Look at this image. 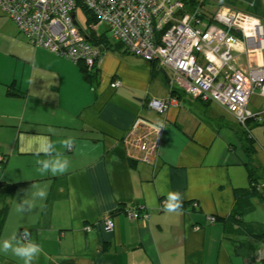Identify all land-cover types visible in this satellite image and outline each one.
<instances>
[{
	"label": "crops",
	"instance_id": "0c3cea01",
	"mask_svg": "<svg viewBox=\"0 0 264 264\" xmlns=\"http://www.w3.org/2000/svg\"><path fill=\"white\" fill-rule=\"evenodd\" d=\"M252 38L251 29L232 46L227 64L213 60L223 72L261 66L264 54ZM157 64L105 53L97 83L89 82L80 65L29 42L0 8V181L20 184L0 243L27 230L44 250L33 264H264V244L235 247L221 221L234 191L247 186L237 121L218 104L187 95ZM113 81L120 85L111 88ZM252 95L264 100L260 90ZM172 99L176 105L167 104ZM153 101L168 107L155 111L147 106ZM248 105L258 112L264 101ZM137 120L147 124L135 128ZM21 135L57 142L68 171L40 175L36 160L46 157L21 151ZM68 138L73 144L65 149L58 142ZM263 146L257 144L261 165ZM41 188L46 198H33ZM171 192L182 197L180 214L165 210ZM23 200L33 206L18 212ZM127 208L147 218L130 220ZM255 213L263 216L264 205L249 214ZM0 264L23 261L0 252Z\"/></svg>",
	"mask_w": 264,
	"mask_h": 264
},
{
	"label": "built area",
	"instance_id": "2783aa9c",
	"mask_svg": "<svg viewBox=\"0 0 264 264\" xmlns=\"http://www.w3.org/2000/svg\"><path fill=\"white\" fill-rule=\"evenodd\" d=\"M79 5L91 9L97 23L106 25L111 39L123 43L134 56L168 68L175 83L190 97L218 104L240 124L260 115L261 111L248 108V102L254 90L264 92V64L246 71L223 72L213 60L230 62L232 46L251 29L253 43L262 52L264 25L260 19L221 7L210 20L200 12H185L182 0H0V8L34 46L91 67L100 59L95 62L97 50L80 29ZM119 85L113 81L110 86L114 89ZM167 104L176 105V100ZM167 104L153 101L149 106L162 112ZM139 124L147 123L137 120L134 127ZM141 150H146L145 144ZM125 214L130 220L140 217L133 208H127ZM104 228L110 231L111 223L106 221Z\"/></svg>",
	"mask_w": 264,
	"mask_h": 264
},
{
	"label": "trees",
	"instance_id": "16d2710c",
	"mask_svg": "<svg viewBox=\"0 0 264 264\" xmlns=\"http://www.w3.org/2000/svg\"><path fill=\"white\" fill-rule=\"evenodd\" d=\"M182 2L185 6L184 11L187 13H204L206 10L209 11L210 15L207 17L210 20H212V14L221 7H228L234 10H239V8H243L241 9V11H245L253 17L260 19L264 18L262 0H182ZM213 6L215 7V10L212 9ZM211 10H213V13ZM77 12L80 14V29L83 31L84 34H86L89 44L92 47L94 46L97 50L98 57H96L95 62L98 58L101 59L105 53H112L120 56L124 54L134 56L131 52L128 51V49L123 43L113 41L111 37H106L104 33H98L99 27L101 25H104L106 27V25L97 23L98 19L91 9H89L87 6L79 5V7L77 8ZM82 22H85L87 24L86 30H84V28L82 27ZM95 24H98V26ZM106 29L108 31L107 27ZM154 44L157 45L158 42H155ZM44 50L61 58H65L52 51H49L48 49ZM148 63H151V65L154 66V64H157L158 62L151 61ZM77 64L80 65V70L84 74L85 80L89 82L94 81L93 83L96 84V80L99 75V63L89 67L83 61L80 60L79 62H77ZM156 69L158 70L157 66ZM174 91L175 90H172L171 94H173ZM8 95L18 96V93H16L15 91H8ZM147 106L150 108L149 102ZM236 123L238 126L237 128H233V132L235 133L236 139L244 154L243 167L246 171L247 186L245 188L236 189L234 191V206L230 214L226 218H223V220L221 221L223 222L222 226L226 234V238L230 240L233 244H235V247L253 248L252 242L257 244H264V224L257 223L254 221H245L244 216L253 212L257 206L264 205V179L262 177L263 167L256 161V153L258 148L257 140L251 133V129L253 127L264 126V111H261L259 116L247 118L246 121H244L242 124L238 122ZM0 156L2 157L1 154ZM131 163L130 166H134ZM18 185L20 184L9 183L2 180L0 181V233L9 212L10 198L15 193V190L17 189ZM22 233L23 231L19 233V235H21ZM243 235L249 237L251 240L246 241L240 239V236Z\"/></svg>",
	"mask_w": 264,
	"mask_h": 264
},
{
	"label": "clouds",
	"instance_id": "9594fccd",
	"mask_svg": "<svg viewBox=\"0 0 264 264\" xmlns=\"http://www.w3.org/2000/svg\"><path fill=\"white\" fill-rule=\"evenodd\" d=\"M260 20L262 22L263 18ZM255 23H258V21H256ZM159 128H163L162 123L159 125ZM159 128L157 129L158 131ZM20 143H21V151L34 153L38 157L41 154H43L46 157V159L36 160V164L38 165L36 171L40 175H46L49 173H51L52 175H58V174H64L65 172L68 171L70 166L69 160L63 156L62 152L57 150L56 148L57 142L52 141L50 137L48 136L25 137L24 135H21ZM58 143H60L65 149H70L72 147L73 140L71 138H68L61 140ZM32 196L33 198L38 197L40 199H44L47 196V191L41 188L33 192ZM32 206H33V202L31 200H23L18 205L17 211L24 212L30 210ZM164 207L165 210L169 213L180 214L182 210V197L180 193L179 192L169 193ZM43 251H44L43 246L35 242L33 239H31V233H29L27 230H25L20 237H17L14 234L10 239H6L2 243H0V252L4 254H8L9 252H11L12 255L21 259L23 261V264H33V261L37 260L39 256L43 253Z\"/></svg>",
	"mask_w": 264,
	"mask_h": 264
},
{
	"label": "rangeland",
	"instance_id": "374dc122",
	"mask_svg": "<svg viewBox=\"0 0 264 264\" xmlns=\"http://www.w3.org/2000/svg\"><path fill=\"white\" fill-rule=\"evenodd\" d=\"M210 9V8H209ZM212 9H214V6L212 7ZM241 9H243V8H239V10H235V11H239V12H241V13H244V14H248V13H246L245 11H241ZM232 10H234V9H232ZM203 11H205V10H203ZM207 11V10H206ZM204 12V13H201L200 14V16H209L210 15V12L209 11H207V12H209V13H207V12ZM212 11V13H213V10H211ZM197 16H199V15H197ZM213 16V15H212ZM211 16V17H212ZM262 24L264 25V20H262ZM16 25V24H15ZM95 25H97L98 26V24H95ZM82 27L84 28V30H86L87 29V24L85 23V22H82ZM18 29V28H17ZM98 33L99 34H105V36L106 37H108V38H110V33H109V31H107V29H106V27L104 26V25H101L100 27H99V30H98ZM261 54H264V50L261 52ZM145 62H147L148 63V61H146V60H144ZM165 69V72H166V74L168 75V76H170L171 77V79H172V77H173V75H172V72L168 69V68H164ZM263 98H261V97H259V96H251V98H250V105H255V106H258V108H260L261 106H262V104H263ZM151 102H149V104H150ZM215 108H217L216 107V104L215 105H213ZM220 107V106H219ZM221 108V107H220ZM156 111V110H155ZM230 116V115H229ZM230 118V120H234L231 116L229 117ZM251 133H252V135L254 136V138L257 140V144H259V145H264V126H256V127H253L252 129H251ZM261 147H259V149H260ZM262 167H263V172H262V177H263V179H264V164H262ZM135 213L137 214V212L135 211ZM256 215H257V218H255L256 217V215L254 216V214H249L248 216H244V220L245 221H250V220H253V219H262L261 221H264V215L263 216H260V215H258L257 213H255ZM252 216H254V217H252ZM133 220V219H132ZM214 220H215V218H214Z\"/></svg>",
	"mask_w": 264,
	"mask_h": 264
},
{
	"label": "water",
	"instance_id": "95a60500",
	"mask_svg": "<svg viewBox=\"0 0 264 264\" xmlns=\"http://www.w3.org/2000/svg\"><path fill=\"white\" fill-rule=\"evenodd\" d=\"M164 74H165V72L164 71H162ZM166 76V78H168V76L167 75H165Z\"/></svg>",
	"mask_w": 264,
	"mask_h": 264
},
{
	"label": "bare ground",
	"instance_id": "6f19581e",
	"mask_svg": "<svg viewBox=\"0 0 264 264\" xmlns=\"http://www.w3.org/2000/svg\"><path fill=\"white\" fill-rule=\"evenodd\" d=\"M23 35V34H22ZM24 36V35H23ZM264 111V108L262 109ZM261 111V110H260Z\"/></svg>",
	"mask_w": 264,
	"mask_h": 264
}]
</instances>
